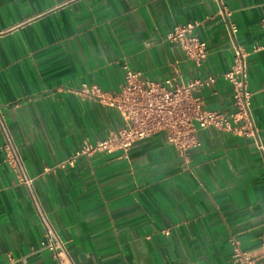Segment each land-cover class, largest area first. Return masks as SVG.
Wrapping results in <instances>:
<instances>
[{
  "label": "crops",
  "instance_id": "obj_1",
  "mask_svg": "<svg viewBox=\"0 0 264 264\" xmlns=\"http://www.w3.org/2000/svg\"><path fill=\"white\" fill-rule=\"evenodd\" d=\"M249 55V88L264 84V0H224ZM212 0H0V105L38 199L76 264H239L230 239L264 264V149L252 138L199 130L186 163L163 133L127 153L82 158L43 174L84 143L118 132L120 114L73 91L116 92L122 66L161 81L216 77L194 92L203 108L233 111L232 37ZM197 21L207 43L197 66L165 40ZM216 92V93H215ZM264 148V93L252 99ZM170 230V234H165ZM26 188L4 162L0 133V264H55Z\"/></svg>",
  "mask_w": 264,
  "mask_h": 264
},
{
  "label": "built area",
  "instance_id": "obj_2",
  "mask_svg": "<svg viewBox=\"0 0 264 264\" xmlns=\"http://www.w3.org/2000/svg\"><path fill=\"white\" fill-rule=\"evenodd\" d=\"M217 5V14L221 16L232 37L234 58L232 67L224 73L223 79L233 87V111L217 112L203 108L200 99L193 93L203 88L213 87L216 77L194 78L179 83L178 66L173 76L161 81L142 77V73L124 63V82L116 92L103 90L97 84L83 83L73 92L85 99L116 110L123 119V127L116 133L94 143H84L69 157L52 167H45L43 174L65 170L75 166L82 158L90 159L97 154H112L116 151L127 153L137 142L155 134L163 133L166 141L172 145L185 162H189V152L201 145L199 130L213 127L218 131L241 137L252 138L260 149H264L258 139V128L252 115V99L256 92L264 93V84L257 90L249 88L247 58L249 53L236 42L239 27L230 21L232 11L224 0H212ZM197 21L175 25L165 40L178 46L185 58L201 66L207 59V43L199 39L195 29ZM264 30V15L261 19ZM263 47H255L256 52ZM216 93V92H215ZM0 133L4 162L12 169L18 183L23 185L32 199L36 212L44 227L40 248L52 255L55 264H76L66 243L58 234L48 215L44 211L34 189L36 177L27 170L16 140L8 127L6 116L0 105ZM165 234L169 235L170 230ZM232 258L239 264H255L254 259L240 248L238 240L231 238Z\"/></svg>",
  "mask_w": 264,
  "mask_h": 264
}]
</instances>
